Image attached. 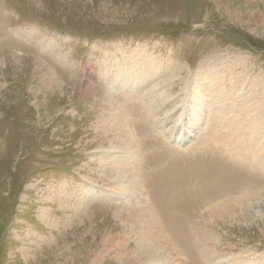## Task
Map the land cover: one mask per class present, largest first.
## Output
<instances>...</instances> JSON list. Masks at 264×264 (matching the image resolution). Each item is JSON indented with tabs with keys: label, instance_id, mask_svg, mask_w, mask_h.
Here are the masks:
<instances>
[{
	"label": "rangeland",
	"instance_id": "1",
	"mask_svg": "<svg viewBox=\"0 0 264 264\" xmlns=\"http://www.w3.org/2000/svg\"><path fill=\"white\" fill-rule=\"evenodd\" d=\"M0 264H264V0H0Z\"/></svg>",
	"mask_w": 264,
	"mask_h": 264
},
{
	"label": "bare ground",
	"instance_id": "2",
	"mask_svg": "<svg viewBox=\"0 0 264 264\" xmlns=\"http://www.w3.org/2000/svg\"><path fill=\"white\" fill-rule=\"evenodd\" d=\"M139 246H140V245H139ZM140 249H141V248H140ZM140 249H139V250H140ZM147 251H148V250H147ZM136 252L138 253V250H137ZM140 253H141V252H140ZM146 253H147V252H146ZM145 255H146V254H145ZM147 255H148V254H147ZM147 255H146V257H147ZM150 255H153V254H150ZM139 256H140V255H139Z\"/></svg>",
	"mask_w": 264,
	"mask_h": 264
}]
</instances>
